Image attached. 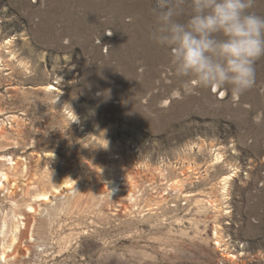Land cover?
<instances>
[{
    "label": "rangeland",
    "instance_id": "374dc122",
    "mask_svg": "<svg viewBox=\"0 0 264 264\" xmlns=\"http://www.w3.org/2000/svg\"><path fill=\"white\" fill-rule=\"evenodd\" d=\"M153 7L0 0V118L17 117L5 119L0 156L18 162L0 214L25 218L0 264H264V57L238 97L190 89L151 38ZM253 11L264 15V0ZM218 151L224 161L209 167ZM189 165L196 174H183ZM93 167L128 175L135 201L127 187L109 195ZM234 173L220 203L227 214L197 208L198 199L219 202L218 182ZM67 177L77 184L27 212L31 197ZM175 178L179 197L168 188Z\"/></svg>",
    "mask_w": 264,
    "mask_h": 264
},
{
    "label": "clouds",
    "instance_id": "9594fccd",
    "mask_svg": "<svg viewBox=\"0 0 264 264\" xmlns=\"http://www.w3.org/2000/svg\"><path fill=\"white\" fill-rule=\"evenodd\" d=\"M254 6L255 0H154L151 38L169 51L175 75L190 89H229L238 97L253 87L256 61L264 57V15Z\"/></svg>",
    "mask_w": 264,
    "mask_h": 264
},
{
    "label": "bare ground",
    "instance_id": "6f19581e",
    "mask_svg": "<svg viewBox=\"0 0 264 264\" xmlns=\"http://www.w3.org/2000/svg\"><path fill=\"white\" fill-rule=\"evenodd\" d=\"M9 42H7L5 45H8ZM44 91H50L52 90V87L45 86ZM4 115L2 111H0V117ZM5 119H10V121L15 122L17 117L14 115H8L6 118L1 119L0 118V136L5 132L6 122ZM46 155H52L53 158L57 159L56 155L54 153H45ZM20 159V158H18ZM224 161L223 155L220 151H218L216 154H213V157L210 161L209 167H214L218 164H221V162ZM18 162H15L14 159H12L11 156H0V191H6L7 194L11 195L12 191H10V184L12 182V179L14 178V172L17 170ZM24 172V169H21V173ZM92 175L98 176L102 182H107V189L109 191V195L112 197L119 196L120 193L123 191L122 187H127V197H129L130 201H135L134 195L131 194V189H135V184L131 181V178L128 177V175H125L124 172H120L119 174L114 173L113 171H100L97 167H93V169L90 171ZM184 175L191 176L193 174H196V169L193 166H187L185 168V171L183 173ZM161 175V173H160ZM235 177L234 174H229L227 176H224L221 178V180L218 182L217 192L219 193V199L218 201L213 200H207V199H198L195 201V204L197 208H203V209H210L214 211L217 215H225L228 212L221 208L220 203H222L226 197L230 181ZM14 181V180H13ZM51 182V181H50ZM184 181L181 179H174L169 184L168 188L170 191L177 194L176 197H179L182 194V189L184 187ZM50 184V183H49ZM77 184V180L72 177L65 178L64 181L53 183L51 185V190H44V191H38L33 198L31 197V200H29L25 204V208L28 210L27 212L29 214H36L38 208L41 205H44L45 208L48 207L50 202V196L51 195H57L62 194L64 192V189L72 188V186H75ZM15 185V183H14ZM100 195V194H98ZM191 195H185L183 197H190ZM210 197V196H209ZM227 201V200H226ZM155 204V203H154ZM12 205L14 206V210L18 207L16 202H12ZM158 205V203H156ZM126 209V207H125ZM207 211V210H206ZM3 213L2 208H0V213ZM214 213V214H215ZM9 216L6 214H0V246L2 249V252L0 253V260L4 259V262L8 256V253L14 254V252L17 249V246L19 244V240L21 236L23 235V232L21 231V226L24 225L22 223V220L25 219L23 217V214H19L17 212H12V215L10 219ZM180 221V220H179ZM213 240L215 241L214 246L219 251H225L226 248H223L224 241L221 235V227L216 224L213 227ZM228 258L230 259V262H232L233 259H235L234 255L226 254Z\"/></svg>",
    "mask_w": 264,
    "mask_h": 264
}]
</instances>
